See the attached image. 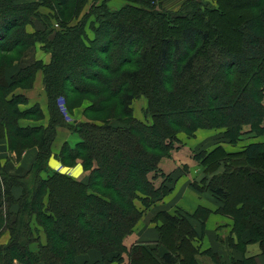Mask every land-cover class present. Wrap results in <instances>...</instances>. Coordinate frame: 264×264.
<instances>
[{
    "label": "trees",
    "instance_id": "16d2710c",
    "mask_svg": "<svg viewBox=\"0 0 264 264\" xmlns=\"http://www.w3.org/2000/svg\"><path fill=\"white\" fill-rule=\"evenodd\" d=\"M96 1L88 5L89 13L100 18L96 37L107 35L108 47L115 48L104 61L89 59L90 69H74L77 52L71 36L78 38L84 31V18L79 23L68 22L82 12L88 0H0V130L17 153L37 148L35 160L23 175L9 174L0 166V235L5 230L9 233L7 243L0 244V264L122 263L125 253L124 264H204L207 258V264H258L256 257L243 251L247 244L258 243L264 252V141L249 142L236 151L226 150L221 142L235 144L240 141V127L260 126L264 120V76L250 69L251 62L264 59V4L243 18L244 48L240 53L215 44L208 53L209 33L186 24L188 9L158 12L133 4L152 7L149 0H128L123 7L108 9L106 0ZM36 4L51 8L47 17L54 18L59 28L46 19L43 28L27 29L29 21L23 11ZM219 6L208 9L209 15L202 19L207 21L201 24H209L212 13L219 15ZM70 12V19L65 20ZM161 26L177 29V36L158 38ZM36 43L50 54L49 63L36 60L15 67V61ZM108 47L97 51L105 54ZM200 62L203 72L198 79L192 78ZM149 67L156 87L141 79ZM210 67L215 71L208 76ZM39 69L48 122L22 125L20 118L42 116L37 103L20 108L27 98L17 92L32 86ZM205 88L209 94L202 93ZM189 90L198 96L186 93ZM139 97L146 101V121L133 114L132 102ZM60 99L68 109L87 100L84 115L88 120L68 125ZM61 126L76 132L79 141L73 147L64 143L59 159L69 163L80 158L89 170L85 182L49 169L56 130ZM199 128L223 131L219 144L194 153L201 176L189 185L220 202L217 211L232 220L236 242L229 238L230 247L242 254L223 258L211 248L200 250L196 245L203 239L210 213L204 206L193 212L157 211L153 218L157 239L139 241L127 249L124 237L147 208L172 191L184 173V169L162 172L161 158L176 148L180 133L191 137ZM157 174L162 181L155 184ZM248 180L249 188L240 193ZM14 186L21 188L17 197ZM40 231L45 235L43 243Z\"/></svg>",
    "mask_w": 264,
    "mask_h": 264
},
{
    "label": "crops",
    "instance_id": "0c3cea01",
    "mask_svg": "<svg viewBox=\"0 0 264 264\" xmlns=\"http://www.w3.org/2000/svg\"><path fill=\"white\" fill-rule=\"evenodd\" d=\"M31 49L33 50L32 53L30 51ZM29 53H31L32 56ZM36 60H40L44 64H47L50 61V54L44 51L40 43H36L34 46L26 50L20 60L15 61V67H19L25 63ZM17 92L24 94L27 98V102L25 104H21L20 108H28L37 103L42 110V116L20 118L19 124L45 125L48 122V108L47 97L43 85L42 70L39 69L36 72L33 78L32 86L30 88L17 89ZM137 99H134L132 102L133 114L137 119L144 120L142 113L141 116H138L135 113L136 110L133 104ZM60 103L64 118L68 125L73 124L74 122L88 120V118H86V116L84 115V108L88 104L87 100L84 101L81 105L75 106L71 109H68L65 106L64 100L60 99ZM67 126L58 127L56 130V137L52 145V155L48 160V166L50 171L61 172L78 181L85 182L88 179L89 170L84 169L82 160L80 158H77L74 161L69 160V163H63L58 156L61 146L64 143H67L70 147H73L77 143V141H79V135L76 132L69 130ZM222 131L223 129L221 130V128H199L196 130L194 136L192 137H187L183 133H180L178 135L179 142L175 144L176 148L171 151L169 156L161 158L159 162V169L166 174L174 172L178 169H182L180 167L186 169L176 181L172 191L167 194L162 200L158 201L154 206L147 209L140 220L136 223L133 231L124 237L123 244L127 249H129L131 245L139 241L154 242L157 239V233L155 230L156 224L153 220L157 211L166 210L170 213H174V211H176L177 209H181L187 212H193L197 207L204 206L210 209V213L208 214L204 222L205 231L203 239L200 242L196 243V245L200 246V250L211 248L214 252L221 255V257L223 258H228L231 255L240 256L242 254L238 251L234 252V250H232V248L230 247L228 239L233 238V242H236V238L231 232V218L217 211L220 206V202L209 192H197L189 185L190 181L201 176L197 162L193 159L194 153L200 149H211L213 147V143L217 142L221 138L222 134L220 132ZM247 143L249 142H244V144L241 145V148ZM221 145L228 151L237 150V148L230 149L233 144L221 142ZM36 153V146L22 149L19 153L10 149L7 143V136L5 135L3 130H0V166L4 167L7 173L13 175L25 174L35 160ZM157 182L159 183L158 180H156V183ZM12 192L14 196L17 197L21 193V188L19 186H14ZM191 199L195 201L193 203V206H189V200ZM13 209H15L14 206ZM221 233H224L225 238H221ZM226 236H228V238H226ZM41 237L42 236H40V240ZM8 238L9 233L7 230H5L0 235V244L7 243ZM44 241L45 239L43 240V242ZM225 244L226 246H228V250L225 249L226 247L224 248L222 246H225ZM243 253L246 256L256 257V260L259 264H264V252L261 251L258 243L247 244L244 248ZM123 258L124 261L122 263L112 262L110 264H124V262L127 261L126 253L123 254Z\"/></svg>",
    "mask_w": 264,
    "mask_h": 264
},
{
    "label": "rangeland",
    "instance_id": "374dc122",
    "mask_svg": "<svg viewBox=\"0 0 264 264\" xmlns=\"http://www.w3.org/2000/svg\"><path fill=\"white\" fill-rule=\"evenodd\" d=\"M88 1L89 2L84 7L82 12L78 16L75 13L76 14L75 16H77V17L72 15L73 17L68 22L70 24H75L77 22L78 23L81 22V20H83V18H84V24H83L84 31H82V33L80 34V36L78 38H75L74 35L71 36L72 39H75L73 44H75L74 49L77 52L75 54L76 61H77V67H74V69L75 68H77V69H79V68L80 69H82V68L90 69L89 66L87 65L89 59H91V58L93 59V57H94L98 61H102V60L104 61L106 55H109L115 48L113 46L108 47L107 35H103L102 37H96L95 29L97 27L98 28L100 27L99 26L100 18H97L96 14L92 15L89 13L88 5H89V3H91V0H88ZM101 1L102 0H97L96 3H101ZM150 1H151L150 5H152V7L151 6L148 7V5H146V4H136V3H133V4L137 5V7L143 8V9L148 8L151 10L152 9L156 10L158 12H162L163 10H165V11H169V12H180L181 11V13H183L184 11H186L188 9V23H186V24L190 25V26L195 25L198 28H200L201 30H205L209 33V41L210 42H209V46L207 48L208 53L210 51H212V47H211L212 44H215V46H217V48L223 46V47H226L228 49V51H230V52L240 53L241 50L244 48L243 47V41H244L243 40V33L241 32L243 18L246 14L251 15L252 13H255L258 9V8H256L257 5H259V4L263 5L264 4V0H222L220 2V6H219V0H149V2ZM13 2L14 3H29V2L38 3L39 0H13ZM92 3H93V0H92ZM127 3H130V1H128V0H106L105 1V4L108 7V9H118L120 7H123ZM218 6L220 7V11H221L220 14L218 15L216 13H212L211 17L209 16L210 17L209 20L211 22L207 25L201 24V23H205L207 21V20L202 21V19H204L205 14H207V16L209 15L208 9H210L211 7L218 9ZM50 9L47 6H42V5L39 6L38 4H36V5H33L29 10L23 11V15L29 21L27 23V29L32 31L34 29L43 28V24L45 23L44 20H46V19H47V21L54 22L55 28H59L57 26V23H55L56 21H54V18L52 20L51 17H50V19H49V17H47V14L52 13V12H50ZM197 11H198V13H197ZM42 15H45L46 18H44ZM70 15H71V12L69 14H67L64 17V19L65 20L70 19ZM137 16L138 15H136L134 17L136 18ZM138 18L139 17H137V19ZM50 25H52V24H49V26ZM54 26H52V27H54ZM157 30H158L157 37L160 39L163 37L164 38L168 37V36H172V37L177 36V32H176L177 29L174 31L173 30H167L165 28V26H161ZM77 35H78V33H77ZM91 43H92V45H91ZM81 44H84L87 48L84 50L83 47H85V46L81 45ZM90 45H91V47H90ZM101 46L102 47H108V52H107L108 54L107 53H105V54L98 53L97 49L101 48ZM88 47H90V48H88ZM129 47H130L129 45L126 46L127 51L129 49ZM154 50L152 48V51H154ZM30 51L32 53L33 50L31 49ZM31 53H29V54L31 55ZM126 54H127V52L124 53V55H126ZM108 61H110V59H108ZM78 65H80V66H78ZM201 65H202V63L200 62L198 64L199 68L196 71V73L192 76V78L195 77L198 79V77H200L201 72H203V70L201 69L202 68ZM250 69L257 70V72H259V74L264 76V59H260V60H256V61L251 62ZM214 71H215L214 67H210V69H208V72H207L208 76L210 74H212V72H214ZM73 76L77 77V74H73ZM192 78H191V80H192ZM141 79L147 80V82L151 86L156 87L155 86V77H154V74L152 73L151 67L147 68V70L141 75ZM191 92L192 91L189 90L186 93L192 94L193 97L198 96V94L196 92H192V93ZM202 93L204 95L209 94L210 90L205 88L204 90H202ZM139 98L140 99L135 100V103L133 104L134 108L136 110L135 113L138 116H141V113H142V116L144 117V121H146L148 119H146V117L144 116V113H143L144 107L146 105V101H145V99H143V97H139ZM175 103H176V100H175L174 104ZM263 103H264V96H263ZM114 105H115L114 106L115 109L117 108V112H118V106L116 105V103ZM140 108H141V111H140ZM92 116H94V118H98V116H96V115H92ZM221 130H222V128H221ZM238 133L239 134L241 133L240 141L233 144L232 147H230V149L231 148L232 149L237 148V150H238L241 148V145L244 144V142H246V141H248V142L262 141V140L264 141V120L261 122L260 126L244 125V126L239 128ZM235 135H236V130H235ZM253 135H255V137H252ZM218 142L219 141L214 142L213 147H215L217 144H219ZM193 159L197 162V165H198L199 170L201 172L198 161L194 157H193ZM180 168H182L184 170L186 169L183 167H180ZM152 174H153V172H152ZM241 178L243 181L247 180V177L245 175L241 176ZM156 180L162 181V177L160 174H157V178L154 180L155 184L158 183V182L156 183ZM243 183H244L243 184L244 186L241 187L240 193L243 192L244 188H249V185H250L249 180L247 182H243ZM59 192L61 195H63L64 198H66V196L64 195L65 193H63L62 191H59ZM194 202L195 201L193 199L189 200V203H190L189 206H193ZM150 207H152V206H150ZM149 208H147V209H149ZM31 225L33 226L32 223H31ZM36 227L37 226L35 225L34 228H36ZM40 236H42L41 242L43 243V240L45 239V237H44L45 235L42 231H40ZM42 238H43V240H42ZM221 238H225L224 233H221ZM226 238H228V236H226ZM224 242H226V241H224ZM222 246L224 248L226 247L225 248L226 250L229 249L228 246H226V244H225V246L224 245H222ZM31 248H34V251H37L36 243H32ZM203 262H204V264H207V262L209 263V259L207 258Z\"/></svg>",
    "mask_w": 264,
    "mask_h": 264
}]
</instances>
